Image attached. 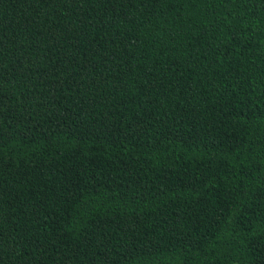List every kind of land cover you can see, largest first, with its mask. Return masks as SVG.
<instances>
[{
  "label": "trees",
  "instance_id": "trees-1",
  "mask_svg": "<svg viewBox=\"0 0 264 264\" xmlns=\"http://www.w3.org/2000/svg\"><path fill=\"white\" fill-rule=\"evenodd\" d=\"M0 264H264V0H0Z\"/></svg>",
  "mask_w": 264,
  "mask_h": 264
}]
</instances>
